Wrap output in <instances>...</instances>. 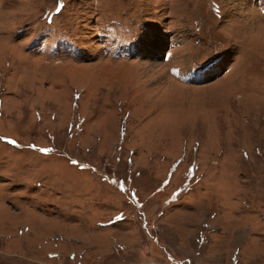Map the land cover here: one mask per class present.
I'll return each instance as SVG.
<instances>
[{
  "label": "rangeland",
  "instance_id": "374dc122",
  "mask_svg": "<svg viewBox=\"0 0 264 264\" xmlns=\"http://www.w3.org/2000/svg\"><path fill=\"white\" fill-rule=\"evenodd\" d=\"M0 264H264V0H0Z\"/></svg>",
  "mask_w": 264,
  "mask_h": 264
},
{
  "label": "bare ground",
  "instance_id": "6f19581e",
  "mask_svg": "<svg viewBox=\"0 0 264 264\" xmlns=\"http://www.w3.org/2000/svg\"><path fill=\"white\" fill-rule=\"evenodd\" d=\"M216 65H218V64L213 65L210 69H208L206 71L198 72V74H195V72H192L191 75L194 76L193 78L195 80L200 81V79H204V78H206V77H208L210 75H214V74L218 73L219 71H215L218 68Z\"/></svg>",
  "mask_w": 264,
  "mask_h": 264
},
{
  "label": "snow or ice",
  "instance_id": "6c2138e0",
  "mask_svg": "<svg viewBox=\"0 0 264 264\" xmlns=\"http://www.w3.org/2000/svg\"><path fill=\"white\" fill-rule=\"evenodd\" d=\"M45 151H47V150H45ZM75 163V162H74Z\"/></svg>",
  "mask_w": 264,
  "mask_h": 264
}]
</instances>
